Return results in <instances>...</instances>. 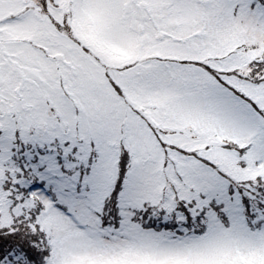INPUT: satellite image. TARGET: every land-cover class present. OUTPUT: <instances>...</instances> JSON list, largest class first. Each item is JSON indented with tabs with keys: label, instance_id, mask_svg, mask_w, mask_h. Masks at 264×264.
I'll use <instances>...</instances> for the list:
<instances>
[{
	"label": "snow or ice",
	"instance_id": "6c2138e0",
	"mask_svg": "<svg viewBox=\"0 0 264 264\" xmlns=\"http://www.w3.org/2000/svg\"><path fill=\"white\" fill-rule=\"evenodd\" d=\"M0 264H264V0H0Z\"/></svg>",
	"mask_w": 264,
	"mask_h": 264
}]
</instances>
